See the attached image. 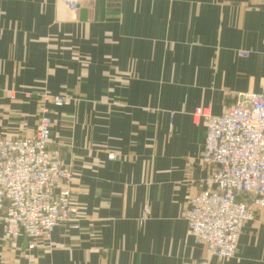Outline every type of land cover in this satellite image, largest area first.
Here are the masks:
<instances>
[{"label": "crops", "instance_id": "obj_1", "mask_svg": "<svg viewBox=\"0 0 264 264\" xmlns=\"http://www.w3.org/2000/svg\"><path fill=\"white\" fill-rule=\"evenodd\" d=\"M44 89L80 100L51 114L73 219L33 250L0 227V264H264V212L228 261L184 219L215 170L193 113L264 91V0H0V138L35 132Z\"/></svg>", "mask_w": 264, "mask_h": 264}, {"label": "built area", "instance_id": "obj_2", "mask_svg": "<svg viewBox=\"0 0 264 264\" xmlns=\"http://www.w3.org/2000/svg\"><path fill=\"white\" fill-rule=\"evenodd\" d=\"M60 1L76 13L97 0ZM53 103L63 107L67 97L56 96ZM192 116L197 123L204 120L202 160L215 170L208 179L212 188L189 200L184 219L191 238L212 257L228 261L237 254L244 225L257 210L264 212V91L238 96L221 115L199 108ZM50 139L47 113L32 136L0 138V227L10 241L29 240V250L36 240L50 238L73 212L67 184L72 174L62 168ZM148 214L145 210L140 224Z\"/></svg>", "mask_w": 264, "mask_h": 264}, {"label": "rangeland", "instance_id": "obj_3", "mask_svg": "<svg viewBox=\"0 0 264 264\" xmlns=\"http://www.w3.org/2000/svg\"><path fill=\"white\" fill-rule=\"evenodd\" d=\"M39 98H38V102H39V117H38V123H39V121H40V119L42 118V116L44 115V114H46L47 113V115L49 116V118L51 119V114H52V111H54V109H64V108H67V107H70V106H73V104H77V103H79V99H75V98H73L72 96H70V95H68V94H54V93H52V92H50V91H48L47 89H44V91L43 92H41L39 95ZM56 96H66L67 97V103L63 106V107H55L54 106V100H55V98H56ZM26 97H28V96H26ZM53 120L51 119V132H52V128H53ZM37 127H38V125H37ZM36 130H37V128H36ZM35 130V131H36ZM34 134V133H33ZM32 134V135H33ZM32 135H30V136H32ZM18 138V137H17ZM9 139V138H8ZM12 139H14V138H12ZM50 142H52V140L50 139ZM55 151V150H54ZM58 152V151H57ZM60 154V153H59ZM60 157H61V155H60ZM113 157H115V156H113ZM61 164H62V168L64 169V170H66L69 174L71 173L72 174V178H73V173H72V170H71V168L70 167H67V166H64L63 165V163H62V159H61ZM72 178H71V180L67 183L68 184V187L70 188V183H71V181H72ZM70 190H71V188H70ZM71 196H72V198H71V205H72V210H73V212H72V214H71V217L69 218V220H68V222L70 221V220H72L73 219V213H74V206H73V193H72V190H71ZM75 228H78V226H74Z\"/></svg>", "mask_w": 264, "mask_h": 264}]
</instances>
